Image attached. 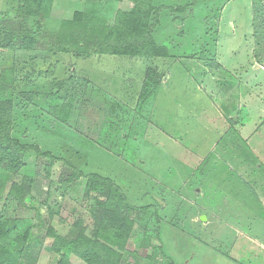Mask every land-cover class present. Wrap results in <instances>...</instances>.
I'll use <instances>...</instances> for the list:
<instances>
[{
    "label": "rangeland",
    "instance_id": "obj_1",
    "mask_svg": "<svg viewBox=\"0 0 264 264\" xmlns=\"http://www.w3.org/2000/svg\"><path fill=\"white\" fill-rule=\"evenodd\" d=\"M17 5L0 0V15H14ZM132 7L45 0L25 23L39 53L63 21L87 23L91 36L89 26H111L117 11ZM153 7L152 36L166 58L41 52L50 54L52 77L68 81L69 116L0 93L14 103L13 135L30 145L20 171L0 175V213L30 228L23 245H10L15 264L57 263L49 229L71 237L78 220L90 221L91 172L114 180L138 208L127 249H137L140 263L155 245L161 264H264L248 239L264 235V218L243 200L251 190L264 195V0H153ZM2 51L0 66L11 65L12 53ZM149 65L164 76L142 102ZM12 182L30 187L21 205L7 200ZM249 243L257 250L245 252Z\"/></svg>",
    "mask_w": 264,
    "mask_h": 264
},
{
    "label": "trees",
    "instance_id": "obj_2",
    "mask_svg": "<svg viewBox=\"0 0 264 264\" xmlns=\"http://www.w3.org/2000/svg\"><path fill=\"white\" fill-rule=\"evenodd\" d=\"M44 1L18 0L14 15H0V50L13 55L11 65L0 66V93L8 90L14 92V98L25 100L30 106L33 104L41 108L45 107L43 104L50 103L52 108L59 107L58 111L63 113L61 118H64L69 116L71 109L67 103L68 89L65 86L68 81L52 77L50 54L71 53L84 57L118 55L153 60L168 55L167 48L156 43L152 36V30L158 24L153 17V0H131L133 7L128 11H117L111 26H89L91 32L97 31L91 36L85 32L87 23L78 19L63 21L57 39L40 48L41 52L48 51L50 54L37 53L35 33L25 21L39 16ZM163 76L164 73L154 66L149 65L145 69L140 90L142 102L156 93ZM68 80L73 81L70 75ZM59 100L64 101L62 106H59ZM13 108L11 98L0 100L1 176L19 172L23 157L30 147L13 135ZM230 121L233 122V119ZM86 178L84 193L93 197L95 203L90 221L83 224L78 220L76 232L71 237L49 229L52 251L59 256L56 264H72L73 258H78L84 264H143L138 259L137 249H127L138 208L127 201L119 184L110 177L91 172ZM29 192V185L12 182L7 200L21 205ZM88 228L90 234L86 233ZM158 231L156 228L155 236H158ZM29 232L26 219L6 217L0 213V264H15V254L10 245L16 241L17 246L23 245ZM6 241L11 243L6 244ZM148 247L151 253L146 256L144 264H161L158 260L161 247Z\"/></svg>",
    "mask_w": 264,
    "mask_h": 264
},
{
    "label": "crops",
    "instance_id": "obj_3",
    "mask_svg": "<svg viewBox=\"0 0 264 264\" xmlns=\"http://www.w3.org/2000/svg\"><path fill=\"white\" fill-rule=\"evenodd\" d=\"M251 10V9H250ZM252 15V14H251ZM249 188V185H247V188ZM251 188V187H250ZM247 191V190H246ZM253 191V192H252ZM249 192V190L247 191ZM251 192L254 194H251L250 193V196H248L247 194L243 197V200H244V204H248V206H246V208H249V210L252 212V211H255L256 213H259L258 215H260L261 218H264L263 214L261 211L264 212V195L263 196H260L259 193L257 194L254 190H251ZM243 194V193H242ZM252 195V196H251ZM259 195V196H258ZM255 196V197H254ZM250 201H252V203H250ZM253 202L255 203V205L257 206L256 208L255 207H252L253 205ZM252 204V205H251ZM258 208L262 209V210H259ZM263 222V221H262ZM263 226H261L262 228ZM259 237V236H258ZM251 242H254L255 245H259V250L261 253H264V235L259 237L258 239L254 238V236L250 235V237L248 238ZM259 242V243H256V242ZM244 248V247H243ZM256 247L254 245H251L250 243L248 245L245 246V249L244 251L249 253V252H253L257 249H255Z\"/></svg>",
    "mask_w": 264,
    "mask_h": 264
},
{
    "label": "water",
    "instance_id": "obj_4",
    "mask_svg": "<svg viewBox=\"0 0 264 264\" xmlns=\"http://www.w3.org/2000/svg\"><path fill=\"white\" fill-rule=\"evenodd\" d=\"M234 119H235V117H234Z\"/></svg>",
    "mask_w": 264,
    "mask_h": 264
}]
</instances>
